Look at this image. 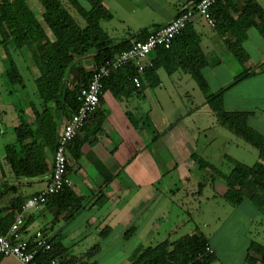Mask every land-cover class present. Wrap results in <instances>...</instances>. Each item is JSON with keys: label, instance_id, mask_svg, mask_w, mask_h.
<instances>
[{"label": "crops", "instance_id": "1", "mask_svg": "<svg viewBox=\"0 0 264 264\" xmlns=\"http://www.w3.org/2000/svg\"><path fill=\"white\" fill-rule=\"evenodd\" d=\"M113 1L120 12H124L125 19H145L142 22L145 26L116 38L130 37L133 41L136 34L144 29H147L148 34L152 29L166 24L197 0H100L112 18ZM61 2L67 7L63 0ZM256 2L264 9V0ZM27 3L36 18L43 23L44 9L39 0H27ZM222 3L226 8V15L221 19L222 27L210 26L200 18L193 24L200 34V46L206 55L202 72L211 91L227 86L237 75L234 68V65L237 66L234 63L236 58L232 52L226 45L229 50L226 56L230 58L229 66L226 67L220 57L223 46L218 50L216 45L218 41L226 44L225 40L240 38L239 27L230 26L228 29L225 25L228 19L237 18L243 0H222ZM37 12L40 16L36 15ZM208 28L214 30L216 35L208 33ZM46 31L50 33L48 28ZM241 39V45L249 55L246 66L253 73L224 92L223 105L225 110L251 111L248 125L264 135V122L258 118L259 113L264 111V37L252 25L244 31ZM248 47L256 54V60L252 59ZM156 54L155 51L150 53V60ZM13 55L18 58V61L16 57L15 60L25 82L28 79L24 71L32 69L37 72V68L31 65L30 58H23L19 50H15ZM208 56L212 59L209 60ZM0 58L4 60L1 76L11 93L13 89L9 88L11 84L6 75L8 61L2 48ZM209 64L212 71L207 74ZM159 69L155 72L159 78L156 86H152L148 78L142 76L141 88L120 85V90L125 92L117 95L109 89L104 90L99 105V109L105 111L101 129L92 135V125L89 131L79 134V139H84L82 154L77 160L69 158L71 170L68 176L71 189L83 202L80 211L71 220L64 221L65 213L59 214L57 207L42 205L37 211L25 214L21 236L32 238L34 232L40 230L47 239L58 237L66 248L63 261H74V264H98L99 258H124L122 264H129L138 247H154L165 240L174 241L200 229L208 240L209 251L217 258L212 264H264V255L249 248L251 241L264 246V230L261 225L255 226L260 211L247 200L237 206L227 202L230 209H227L219 229L202 231L198 225L205 227L209 224L198 220L199 224L195 223L191 232H180L186 228L188 218H191L188 210L191 207L198 206L196 209H201L202 204L213 202L224 206L225 182L217 179L219 187L206 194L203 201V190L208 185L200 178L198 171L201 173L202 169L208 173L209 184L213 186L212 173L203 163L214 166L213 161L216 160L229 162L228 157L231 156L225 154L223 146L229 139L217 127L222 126L220 114L217 113V117L214 115L194 79L177 70L167 74L169 79L164 80ZM37 75L38 72L35 78ZM186 76H190L193 81ZM118 84L116 82L115 86ZM26 101L30 108L31 102L28 98ZM3 106L0 103V124L7 114ZM29 108L15 107V115L12 116L14 128L21 118L31 125L32 112ZM144 118L150 120L157 130L156 140H152L150 131L142 125L141 120ZM134 120L138 122L134 123ZM222 136L225 140L218 141ZM214 146H217V150H214ZM98 163L112 175H102ZM48 178L49 174L15 176L6 162H0L1 229L6 231L19 213L16 204L43 190ZM182 214H185L183 218ZM167 219L168 224L164 228L167 230H160ZM249 226L252 235H248V229L243 235L244 227ZM131 244L134 246L129 247ZM69 245H73L70 250ZM72 251L79 254V263L69 256ZM127 253L128 256L124 257ZM0 264L21 263L16 257L0 255Z\"/></svg>", "mask_w": 264, "mask_h": 264}, {"label": "trees", "instance_id": "2", "mask_svg": "<svg viewBox=\"0 0 264 264\" xmlns=\"http://www.w3.org/2000/svg\"><path fill=\"white\" fill-rule=\"evenodd\" d=\"M67 1L78 16L73 15L61 0H39L44 9L41 23L27 0H0V48L8 61L6 75L10 84L25 88L24 77L13 55L15 50H19L23 58H30L38 72L35 83L40 102L30 103L32 123L29 125L21 118L18 126L14 128L16 141L7 144L5 148L6 164L15 176L50 174L59 132L65 120L71 117L79 105L77 95L80 88L88 83L93 72L101 64L111 60L118 52L130 48L133 41L144 40L149 34L147 29H144L136 34L133 41L130 37L114 41L100 24L101 20L112 18L100 0H86L89 3L88 9L76 0ZM211 9L214 27H222L221 19L226 15L222 0ZM252 25L264 37V9L256 0H243V7L237 18L228 19V24L225 25L228 29L230 26H237L241 30L239 39L225 40V43L241 63L243 71L225 87L216 91L209 89L202 72L206 55L200 46V34L193 24H188L174 38L171 47L155 49L156 57L144 68L143 73L139 74L136 68L129 64L111 71L102 81V93L107 89L114 95L124 93L125 91L120 90V85L137 88L130 79L132 75H138L139 88L143 77L148 78L152 86H156L159 84L155 73L158 68H163L169 75L177 70L189 74L203 93L206 104L213 112L220 114L221 125L259 152V160L251 166L228 157V161L232 163L230 172L217 175L223 178L226 184L224 200L232 206L247 200L264 213V135L248 125L251 111L225 110L223 105L224 92L253 73L246 66L248 54L241 45L244 31ZM46 28L50 33H47ZM85 57L91 60L90 66L86 67L82 63ZM116 82L119 84L115 86ZM99 105L65 146L67 175L71 170L69 160H77L82 154L81 144L84 139H79V134L87 131L92 125V135H96L101 129L105 111L99 109ZM129 116L131 118V115ZM137 122L134 120V123ZM141 122L150 131L152 140H156L158 132L150 120L144 118ZM98 165L102 175H112L102 164ZM203 165L214 168L208 163ZM24 201L16 204V211L21 210ZM43 205L57 207L59 214L65 213L64 221H69L83 207V202L75 195L70 185H65L60 192L47 196ZM0 230L5 231L1 228ZM47 240L51 248L39 253L40 261L59 259L61 264H74V261H63L66 248L58 237ZM208 248L205 235L195 230L192 234L174 241L165 240L154 247H138L129 264H211L217 258ZM249 248L264 255V246L254 241H251Z\"/></svg>", "mask_w": 264, "mask_h": 264}, {"label": "built area", "instance_id": "3", "mask_svg": "<svg viewBox=\"0 0 264 264\" xmlns=\"http://www.w3.org/2000/svg\"><path fill=\"white\" fill-rule=\"evenodd\" d=\"M220 0H197L192 6L182 9L177 16L166 24L152 29L144 40L133 41L130 48L118 52L111 60L101 64L91 75L88 83L81 87L77 99L79 105L68 120H65L57 138V145L53 153L52 168L45 188L29 196L21 206L13 222L6 231L0 230V255L16 257L21 264H61L59 259L49 262L39 260V253L51 248L43 232L37 230L32 238L21 236V229L25 222V214L37 211L47 200V196L60 192L65 185H70V177L66 173L65 146L74 138L86 119L95 112L102 95V81L111 71L123 65H132L139 74L151 64L150 53L158 47L169 48L174 38L179 35L188 24H195L203 19L208 25L214 26L211 8ZM134 85L140 87L138 75L130 76ZM209 250V249H208ZM169 264H180L171 262Z\"/></svg>", "mask_w": 264, "mask_h": 264}, {"label": "rangeland", "instance_id": "4", "mask_svg": "<svg viewBox=\"0 0 264 264\" xmlns=\"http://www.w3.org/2000/svg\"><path fill=\"white\" fill-rule=\"evenodd\" d=\"M63 1L66 4V6L72 11L73 15L76 14V11L74 10L73 6L71 4H69V1H67V0H63ZM76 1L79 4H81L83 7H89V3L86 0H76ZM109 1H111V0H109ZM104 2H108V0H104ZM112 6H114V9H113V7H111L112 10H114L113 11L114 17L110 20H101L100 24L108 32L109 36L114 38L113 39L114 41L117 40L116 38L128 35V32H132V30H136L142 26H145V25H142L143 24L142 22H143V20L145 21V19H141L138 17L136 19H128V18L125 19L124 12H120L121 10H119L117 8V5L115 4L114 1H113ZM36 15L40 16V14L38 12L36 13ZM76 16H78V15L76 14ZM78 20L80 21L81 19H78ZM207 31L210 34L216 35L214 30H212L210 28H208ZM252 39H253V36H252ZM220 46H223V50H220V48H219ZM216 48L218 50L222 51V54H220V57H222L226 67H228L230 58H228L226 56V55H229V50L227 49L226 44H223V41H218V45H216ZM248 49L250 50V53H252V55H251L252 59L256 60V54L254 53V51H251L250 47H248ZM15 57L18 61L17 56H15ZM248 58H249V55H248ZM208 59L210 60L212 58L210 56H208ZM3 61L0 58V70H1V67L3 65ZM82 63H84V66L87 67L88 65H91V60L88 57L87 58L85 57L83 59ZM234 63L237 65V66L234 65L235 74H240L243 71V67H242L241 63H239L236 59L234 60ZM31 65H34V63ZM210 65L211 64H209V66L206 70L207 74H210V72L212 71ZM246 65H247V63H246ZM159 71H160L159 73H160V76L162 79H164V80L169 79L167 73L162 68H160ZM36 73L37 72L33 71L32 69L28 70V71H24V74L26 75V78L28 79L27 81H25V88L21 89V87L19 85H15L14 87L9 85V88L13 89L12 92L10 93V92H8V86L6 85L4 78L1 76V71H0V103L2 105H4L3 108L7 111L6 116L4 118H2V120H3L2 124H0V128H2V130H3V133H1V135H0V162L2 164H4L6 162L4 156H5V148H6L7 144H11V143H14L16 141V135L14 133V124L12 123V120H13L12 116L15 115V111H14L15 107L16 108L22 107L24 109L29 108V105L26 101L27 98H28L29 102H32L35 104H38V102H40L39 101L40 99L38 98V95H37V87H36V83H35V79H34ZM212 74H214V73H212ZM186 77H187V79H190L191 81H193V79L190 76H186ZM24 96L26 98H24ZM20 98H21V103H20ZM262 106H264V105H262ZM29 111H31V110H29ZM259 114H258L259 115L258 118L260 120H262V122H264V111L260 112ZM214 115H216V117H217V113L214 112ZM23 116L26 119V115L24 114ZM217 127L220 129V131H222L224 137L229 139V142L226 141L223 144V146H225V150H226L225 154H227V156L230 155L235 160L241 162L242 164H246L247 166H251L259 160V152L256 148H254L252 145L248 144L247 142L243 141L241 138L237 137L236 135L232 134L231 132L226 130L224 127H222V126H217ZM224 140L225 139H223V136H222L221 139H219L218 141H224ZM217 143L221 144L219 142H217ZM215 149L217 150V146H214V150ZM213 163H214V168L213 169L209 168L211 173H212V179L215 178L214 183H212L213 186H211L209 184L210 180H209L208 173L203 172L202 169H200L201 173H200V171H198L200 178H202V180H205L203 182H206L208 185L203 190V197H202L203 201L205 199L204 196L206 194H209L212 191V189L216 190L219 187L220 182L217 179H219L221 182H224L223 178H221L217 175L222 174V173L227 174L230 172V170L232 168V163L227 162L226 160H224L223 162H218L216 160V161H213ZM201 174H203V175H201ZM44 175H47V174H44ZM187 187L188 186H186V188ZM162 189H163V187H162ZM223 205L224 206H221L220 203L213 202V204H210V203L202 204L201 209H196L198 206L191 207V209H188L190 212L191 218L190 217H189L190 219L188 218V222L186 221V228L182 229V231H180V232H186V233L191 232L195 227L194 226L195 223L199 224L198 220H204L205 222H207L209 224L208 226L206 225L205 227L198 225L202 229V231L209 232V231H213L214 229L215 230L219 229V227L221 226V223L224 222L223 218L226 216V214L228 212L227 209H230V206L227 204V202H224ZM259 213H261V215H260V217H256L255 226L261 225L263 227V230H264V220L262 219V218H264V213L263 212H259ZM184 216H185V214H182V218ZM167 224H168V219L165 220L164 225L160 230H163L164 228H166ZM247 229L249 230L248 235L251 236L252 235L251 234L252 229L250 226L244 227L245 233H243V235L246 234ZM164 230H167V229H164ZM199 231H200V229H199ZM252 239H254V238H252ZM128 246L133 247L134 245L131 244ZM71 247H73V245H69V250ZM74 253H76V252L75 251L69 252V256L74 258L79 263L80 262L79 254H74ZM123 256L127 257L128 253L124 254ZM123 260H125V259L121 258L120 260L119 259L114 260V259L99 258L97 261H98V264H122ZM214 264H218V262H216Z\"/></svg>", "mask_w": 264, "mask_h": 264}]
</instances>
